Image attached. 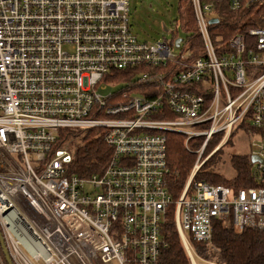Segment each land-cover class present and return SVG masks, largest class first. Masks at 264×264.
Instances as JSON below:
<instances>
[{"label": "built area", "instance_id": "1", "mask_svg": "<svg viewBox=\"0 0 264 264\" xmlns=\"http://www.w3.org/2000/svg\"><path fill=\"white\" fill-rule=\"evenodd\" d=\"M191 2L198 57L176 27L171 40H141L130 0H0V222L15 264H33L21 245L44 264H160L171 216L191 264L203 259L190 240L209 246L219 222L264 229V15L253 11L256 25L228 39L212 28L222 10L264 0ZM143 66L151 71L131 91L101 92L116 72ZM66 130L101 132L111 148L101 174H70L73 154L57 148ZM238 131L258 148L248 155L255 186L195 181L214 154L203 159L207 143ZM169 133L187 147L205 138L177 199Z\"/></svg>", "mask_w": 264, "mask_h": 264}, {"label": "trees", "instance_id": "2", "mask_svg": "<svg viewBox=\"0 0 264 264\" xmlns=\"http://www.w3.org/2000/svg\"><path fill=\"white\" fill-rule=\"evenodd\" d=\"M253 11L256 12V15H264V4L258 9L253 7L251 10L243 9L238 13H233L228 9L222 10L219 12L220 23L212 28L217 29L216 35H221L224 39H228L238 32L244 33L246 29L256 25L253 23V18L250 17V13ZM179 13L180 18L176 22L181 28L180 30L185 34H190L187 40L188 46L194 51L195 57L202 56L205 50L198 32L191 0H180ZM178 26L177 29H179ZM216 35L213 34L214 37ZM145 70L151 71V68L143 66L142 68L116 72L113 81L119 83L118 79L126 77L125 79H128L130 84L125 90L131 91L130 85L137 82V73ZM81 135V133L70 130L62 131L57 145V148L62 147L66 142L71 141L68 146L73 154L70 174L81 178L101 174L109 163L111 148L100 131L90 130L85 135ZM183 138L184 136L179 134H167V163L169 168L167 183L175 199L181 195L196 159L195 154L185 148ZM76 139L78 140L75 141ZM202 140L203 138L197 139L193 147L200 146ZM211 148L212 146L207 148L206 152L208 153ZM230 163L235 171L234 178L226 180L214 172L211 168L212 164H205L195 177V181L221 184L235 191L255 186L254 174L251 171V164L247 155L233 154L230 157ZM163 236L167 246L161 252L160 264H191L178 235L173 216L165 222ZM190 241L202 259L208 260L211 257L214 259L211 262L217 264H264V229L246 228L238 231L232 225L219 222L214 229L213 239L209 246L192 239Z\"/></svg>", "mask_w": 264, "mask_h": 264}, {"label": "rangeland", "instance_id": "3", "mask_svg": "<svg viewBox=\"0 0 264 264\" xmlns=\"http://www.w3.org/2000/svg\"><path fill=\"white\" fill-rule=\"evenodd\" d=\"M179 3H180V0H130L129 21H130V24L132 26L134 33L137 34L141 40H145L149 42H157V41H162L164 39L171 40L173 38L172 33L173 31H175V27L178 26L176 21H178L180 18ZM164 26L167 27L168 31H165ZM178 28L179 30L181 29L179 26ZM179 36L181 38H184L185 33L182 30H180ZM136 76H137L136 79H138L142 77V74L137 73ZM125 78L126 77H123V79H120V80L118 79V81H120L119 83L104 81V85H107V90L105 91L101 90V92L104 95H108L110 93H117L123 90L124 88H127V85H129L130 83H129V80ZM71 132H75V131H71ZM87 132L78 131L75 133H81L82 134L81 136H83ZM184 138H183L184 146L188 151H191L195 154L196 156L195 163H196L197 158H198L196 151L199 148H201V146L203 145L205 141V138L202 140V144L198 147H193L196 140H191L187 147L186 138L185 139ZM223 139L224 137L220 135L214 136L207 143L203 159H206L208 156H210L214 152V154L209 159H206L205 164H208V165L212 164L211 168L214 170L216 174L225 178L226 180H230L235 177V171L232 168L231 163H230L231 155L238 154V155L248 156L250 155L251 152L257 151L258 148L252 146L251 142L247 139L245 133L242 131H238L236 135L234 136V138L230 139L226 143H223ZM77 140L78 139H76L75 141ZM70 142L71 141H69L68 143L66 142L65 144L66 147L69 146ZM258 144H261V142H258ZM208 146L209 147L212 146V148L207 153L206 149L209 148ZM194 165L192 167V170L194 168ZM250 168H251V171L254 170L253 165H250ZM192 170L190 174L192 173ZM0 228L6 240L7 237H5L6 235L3 231V226L1 225V222H0ZM19 230H20L19 234L24 235L23 233H21L22 228H20ZM7 241H6V244H10ZM193 246L194 245L191 246L192 249H194ZM10 249H11V246H10ZM21 249L23 253L27 256V258L33 264H44L42 260H40L38 263L34 261L32 258V255L24 246L21 245ZM11 252H12V249H11ZM12 255H13V252H12ZM195 260L197 264H216L214 262H211L212 260H214L211 257H209L208 260H205V259L200 260L197 257H195ZM0 264H7L5 261L3 252H2L1 245H0Z\"/></svg>", "mask_w": 264, "mask_h": 264}, {"label": "water", "instance_id": "4", "mask_svg": "<svg viewBox=\"0 0 264 264\" xmlns=\"http://www.w3.org/2000/svg\"><path fill=\"white\" fill-rule=\"evenodd\" d=\"M210 23L211 24H218L219 20L218 19H212L210 21ZM164 28H165V31L168 30L166 26H164ZM180 43H181V39H179L177 41L176 46L179 47ZM252 161L253 162H256V161L263 162V159L261 157L253 156L252 157ZM0 245H1V248H2V252H3V255H4L6 263L7 264H14L13 260H12V257H11V254H10V251H9V248H8V246L6 244V240H5L4 235L1 232V230H0Z\"/></svg>", "mask_w": 264, "mask_h": 264}, {"label": "bare ground", "instance_id": "5", "mask_svg": "<svg viewBox=\"0 0 264 264\" xmlns=\"http://www.w3.org/2000/svg\"><path fill=\"white\" fill-rule=\"evenodd\" d=\"M248 157H249V156H248ZM249 160H250V159H249ZM251 160H252V158H251ZM252 162H253V161H252ZM256 162H257V161H256ZM250 164H251V163H250ZM188 179H189V178H188ZM187 181H188V180H187ZM35 251L40 253L41 250H40L38 247H35Z\"/></svg>", "mask_w": 264, "mask_h": 264}]
</instances>
